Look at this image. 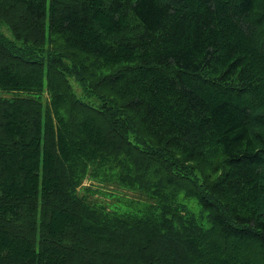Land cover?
<instances>
[{
  "label": "trees",
  "instance_id": "obj_1",
  "mask_svg": "<svg viewBox=\"0 0 264 264\" xmlns=\"http://www.w3.org/2000/svg\"><path fill=\"white\" fill-rule=\"evenodd\" d=\"M0 264H264V0H0Z\"/></svg>",
  "mask_w": 264,
  "mask_h": 264
},
{
  "label": "rangeland",
  "instance_id": "obj_2",
  "mask_svg": "<svg viewBox=\"0 0 264 264\" xmlns=\"http://www.w3.org/2000/svg\"><path fill=\"white\" fill-rule=\"evenodd\" d=\"M2 95L8 96L9 94L2 93ZM82 187L90 188L91 192H88L90 200L117 211L121 210L123 204H130L135 208H141L148 201L140 192L131 191L112 184L101 186L89 179L84 180Z\"/></svg>",
  "mask_w": 264,
  "mask_h": 264
}]
</instances>
